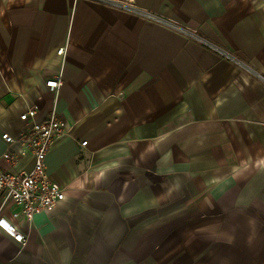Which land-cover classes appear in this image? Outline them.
Here are the masks:
<instances>
[{
	"label": "crops",
	"instance_id": "1",
	"mask_svg": "<svg viewBox=\"0 0 264 264\" xmlns=\"http://www.w3.org/2000/svg\"><path fill=\"white\" fill-rule=\"evenodd\" d=\"M123 1L236 61L101 1L0 0V154L29 107L69 127L64 198L14 220L26 245L0 230V264H264V0Z\"/></svg>",
	"mask_w": 264,
	"mask_h": 264
},
{
	"label": "built area",
	"instance_id": "2",
	"mask_svg": "<svg viewBox=\"0 0 264 264\" xmlns=\"http://www.w3.org/2000/svg\"><path fill=\"white\" fill-rule=\"evenodd\" d=\"M110 6L129 11H137L143 18L156 21L172 27L199 43L219 52L228 59L235 60L233 56L219 47L203 39L197 32L190 28L180 27L164 17L155 15L146 10H138L123 0H97ZM64 48L56 50L62 54ZM63 81L58 76L45 81V85L52 90L59 88ZM37 107L32 106L19 115V118L27 127L18 136H12L7 132L1 134V138L7 144H17L16 151H4L0 159L14 165L27 155L33 158L32 167L29 170H1L0 169V210L4 206H12L15 210L9 216L0 213V230L13 238L14 241L24 246L27 243V234L19 228L14 220L22 214L26 222H30L33 215L43 209H52L65 196V189L57 182L51 180L46 173L45 156L52 143L61 135L68 133L67 123L51 112L48 118L38 121L36 118ZM82 146L86 141L80 143Z\"/></svg>",
	"mask_w": 264,
	"mask_h": 264
}]
</instances>
